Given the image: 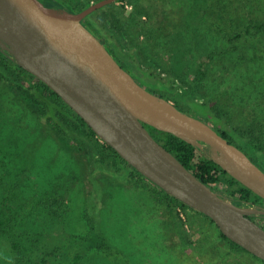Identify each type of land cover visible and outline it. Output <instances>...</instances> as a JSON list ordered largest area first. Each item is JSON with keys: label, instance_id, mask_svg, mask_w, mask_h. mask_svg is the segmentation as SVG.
<instances>
[{"label": "rangeland", "instance_id": "rangeland-1", "mask_svg": "<svg viewBox=\"0 0 264 264\" xmlns=\"http://www.w3.org/2000/svg\"><path fill=\"white\" fill-rule=\"evenodd\" d=\"M66 1L80 10L98 0ZM140 10L160 17L138 22ZM87 21L114 33L191 114L218 112L264 169V28L231 39L264 21V0H116ZM9 63L0 58V264H264L149 179L111 174L112 155L74 125H54L33 79Z\"/></svg>", "mask_w": 264, "mask_h": 264}, {"label": "water", "instance_id": "water-1", "mask_svg": "<svg viewBox=\"0 0 264 264\" xmlns=\"http://www.w3.org/2000/svg\"><path fill=\"white\" fill-rule=\"evenodd\" d=\"M116 0L75 10L64 0H0V53L40 78L128 163L213 219L264 260V169L213 125L147 88L85 23ZM175 134L249 187L260 201L206 183L150 131Z\"/></svg>", "mask_w": 264, "mask_h": 264}, {"label": "trees", "instance_id": "trees-1", "mask_svg": "<svg viewBox=\"0 0 264 264\" xmlns=\"http://www.w3.org/2000/svg\"><path fill=\"white\" fill-rule=\"evenodd\" d=\"M64 1L70 7H72L73 9L79 10V9H76L73 5H71L66 0H64ZM151 2H154V1H151ZM82 9H80V10H82ZM146 13H148L147 10H140L137 13L138 22L150 21L151 24H152L157 17H160V15L153 16V17L151 15L147 16ZM90 16H91V14L88 15L85 18V23L97 35H99V37L102 39V41L110 48V50L115 55H117V53H116L117 51H119L121 53L120 55L122 56V58H120L118 55H117V58L119 59V61L124 66H125V64L123 63L124 59L132 63V65L134 67L133 70H130L127 66H125V67H127L135 75V77L138 80H140L151 91L173 100L179 107H181L182 109L186 110L185 109L186 106H184L183 104H181V105L179 104L180 102H179L178 96L167 94L168 90H166L165 87H162L163 85H166V84L160 83L161 84L160 85L158 82H155L154 80L151 79L152 77H156V75L154 73H152L150 70L142 67L141 64L138 62V60L136 61V59H137L136 56H134L133 54L129 53V51H126L120 45V43H119V41L116 38L114 33L105 31L104 28L100 27V25H99V28L102 29V32H101L102 36L100 34H98V31L96 29V26L98 25V23H96L95 21H93V22H88L87 21V19L90 18ZM253 24H255L254 26L258 28L257 30H261V29L264 28V21H261V22L260 21H256L254 23H250L244 29H242L241 31L237 32L234 35L235 38L231 37V39L232 40L239 39V38L242 37V35L244 33H251V26ZM256 55H257V50H254V51H253V49L249 50V57H256ZM1 56H2L3 60H5L7 62H10L9 64L13 63L10 59L5 57L3 54H1ZM253 64H256V63H253V61H252V66H253ZM17 69H19V72L22 75L29 76V77H31L33 79L32 80L33 84L29 88L30 89L29 91L30 92L33 91V94H35L36 97L40 98L44 102V105L46 107L45 114L48 116L49 120L54 125H58V126H62V125H66V124L74 125L76 128L83 130L87 134L88 137H90L91 139H93V140L97 141L98 143H100L102 145V147L109 154L112 155V157H113V165L110 167L111 174L121 178V177H124L129 172L130 173L134 172V173H137L139 176L144 177L141 173H139L136 169H134L128 163V161L125 158H123L112 146H110L106 142L102 141L100 139V137H98L96 132L86 123V121L83 118H81L80 115L77 114L74 111V109L72 107H70L64 101V99L55 90H53L44 81H42L40 78H38L35 75H33L32 73H30L29 71H27L23 67H20V66L17 65ZM241 69H242L241 70V77L245 78L246 74L250 73L249 63H247L245 65L242 64L241 65ZM256 73H257L258 76H260V71H256ZM257 80L259 81L257 83L256 82H252V81L248 82L249 80L248 81L245 80L244 81V85L245 86L246 85L249 86V85H255V84L263 82L261 80V78L260 79L257 78ZM248 86H246V87H248ZM197 105L199 107H201V108H206V109L208 108V106L205 105V104L204 105L197 104ZM209 112L208 111L201 112L199 117H201L202 119L206 120L207 122H208V120H211L212 121L211 125H213V127H215L222 135H224L231 142H233V143H235L237 145H238V143L241 144L240 142L237 141V139L234 137L232 132H230L226 128L220 127V121L218 119H220L221 116L219 115V113L217 112L216 115H212L211 112L210 113ZM148 127H149L150 131L152 132V134L166 148H168L169 150L173 151L189 169H191L195 174H197L206 183L211 184V185H215V186H218V187H222V188H224V189H226L228 191H231L235 195H239L240 197H243V198H246V199H252V200L260 201V198L257 196V194H255L249 187L245 186L244 184L239 182L237 179H235L234 177L229 175L228 172L221 165H219L215 161L207 158L205 155L200 153L198 151V149L196 147H194L191 143H188L187 141L183 140L182 138L176 136L175 134H173L171 132L162 131V130H159V129H157V128L153 127V126H150V125H148ZM251 127L253 128V129H251V132L254 133L256 131L254 129L256 127V125L253 124ZM247 132L248 131H246V134H247ZM256 137H258V136L255 135L253 137L252 141L256 142ZM258 143L262 144V142H258ZM241 146L240 147L244 151H246L248 154L251 153L242 144H241ZM249 156L252 159L254 158L253 160L255 161L256 158H255V156L252 153ZM155 187L158 188L160 193L164 194L168 198L167 200H168L169 203H171V205H172L173 202L179 201L174 196L170 195L169 193L165 192L163 189L159 188L157 185H155ZM180 203H182V202H180ZM182 204L184 206H187L184 203H182ZM211 220H213V219H211ZM257 221L261 225L264 226V219L263 220H258L257 219ZM220 235L225 240L229 241V243L233 247H238L240 249H244L243 247H241L240 245H238L234 241L230 240L221 230H220ZM244 250H246V249H244Z\"/></svg>", "mask_w": 264, "mask_h": 264}, {"label": "flooded vegetation", "instance_id": "flooded-vegetation-1", "mask_svg": "<svg viewBox=\"0 0 264 264\" xmlns=\"http://www.w3.org/2000/svg\"><path fill=\"white\" fill-rule=\"evenodd\" d=\"M116 56V55H115ZM117 57V56H116ZM0 58L2 59V56H1V54H0ZM14 67H16L17 68V65L16 64H14V63H11ZM250 153V152H249ZM251 154V153H250ZM249 154V155H250ZM257 163H258V161L257 160H255ZM255 219L257 220H263L264 218H262V217H255Z\"/></svg>", "mask_w": 264, "mask_h": 264}]
</instances>
